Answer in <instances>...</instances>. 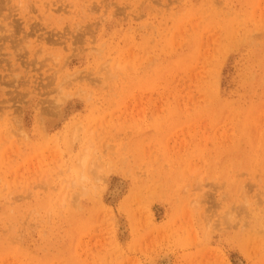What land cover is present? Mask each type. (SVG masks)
Segmentation results:
<instances>
[{
  "label": "rangeland",
  "instance_id": "374dc122",
  "mask_svg": "<svg viewBox=\"0 0 264 264\" xmlns=\"http://www.w3.org/2000/svg\"><path fill=\"white\" fill-rule=\"evenodd\" d=\"M0 264H264V0H0Z\"/></svg>",
  "mask_w": 264,
  "mask_h": 264
},
{
  "label": "bare ground",
  "instance_id": "6f19581e",
  "mask_svg": "<svg viewBox=\"0 0 264 264\" xmlns=\"http://www.w3.org/2000/svg\"><path fill=\"white\" fill-rule=\"evenodd\" d=\"M3 31V30H2ZM30 31V30H29ZM4 35V34H3ZM7 37V36H6ZM3 38V37H2ZM50 39V38H49ZM6 40V39H5ZM9 137V136H8ZM10 138V137H9ZM3 141V140H2Z\"/></svg>",
  "mask_w": 264,
  "mask_h": 264
}]
</instances>
